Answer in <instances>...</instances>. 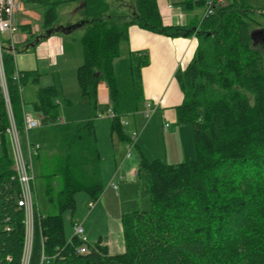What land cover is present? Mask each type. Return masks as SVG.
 Wrapping results in <instances>:
<instances>
[{
  "label": "trees",
  "instance_id": "1",
  "mask_svg": "<svg viewBox=\"0 0 264 264\" xmlns=\"http://www.w3.org/2000/svg\"><path fill=\"white\" fill-rule=\"evenodd\" d=\"M21 1L41 14L42 32L23 27L28 35L24 46L12 47L9 39L2 43L6 91L0 69V264H22L27 235L20 184L7 154L12 119L24 136L22 86L28 73L18 72L15 54L54 35H61L66 46L71 42L82 59L77 79L91 117L58 123L56 90L38 91L34 112L42 125H51L54 136L43 178L47 199L58 214L35 211L30 264H264V43L258 49L251 37L254 10L244 0H232L208 18L203 12L196 26L166 27L158 0H130L122 12L116 11L121 2L108 0ZM198 3L204 8L205 0ZM73 4L80 19L65 23L61 11ZM134 25L199 40L193 61L176 75L184 94L177 122L192 127L197 159L174 165L140 156L138 175L145 176L150 209L122 216L125 252L112 256L101 242L68 239L63 216L75 212L78 194L90 203L104 193L95 127L101 82L116 114L112 131L122 142H132L121 121L136 116L145 102L142 73L149 64L145 53L121 55ZM79 31H84L81 37ZM83 246L88 253L78 254Z\"/></svg>",
  "mask_w": 264,
  "mask_h": 264
},
{
  "label": "rangeland",
  "instance_id": "2",
  "mask_svg": "<svg viewBox=\"0 0 264 264\" xmlns=\"http://www.w3.org/2000/svg\"><path fill=\"white\" fill-rule=\"evenodd\" d=\"M112 3L117 1L110 0ZM232 0H227L225 5H229ZM248 9L254 10L251 13L250 25L252 29L260 30L264 28V0H244ZM24 4V3H23ZM76 4L64 7L61 11L65 17V23H76L79 17L75 15ZM19 36H26L27 31L23 27L32 28V33L40 34L42 32V17L37 10L26 7L20 15ZM199 22V19L197 20ZM84 31L76 33L78 37L83 35ZM17 37V36H16ZM7 39V35L2 36V42ZM17 41V39H16ZM69 41V40H68ZM16 43V42H15ZM71 43V42H70ZM68 43L69 52L60 54L56 63H51L46 56L38 57L32 49L28 53H19L15 55V61L21 71L28 73L26 81L22 86L23 101L27 112L37 117L34 112L33 104L37 101L38 91L40 89L53 88L57 95L53 103L58 105L60 119L58 123L64 122L79 123L88 120L91 117V105L87 97L82 95L77 79V70L82 64V59L75 56L73 45ZM263 37L256 36L255 46L261 49ZM16 45V44H15ZM127 44L121 48L122 57H126ZM109 104L98 102L97 117L95 119L96 134L99 143L101 155L102 182L104 193L96 202L97 209L90 210L89 198L84 194H78L76 197L77 207L74 213L67 211L64 213L65 232L68 239L73 237L74 230L72 221H78L83 224L85 237L90 244H96L100 236L105 237L111 230L121 227L120 222H114L112 215L118 217V211L121 208L123 213H132L133 211H148L150 202L146 195V181L143 173L132 176L133 171H139L140 154H144L148 160L159 159L166 164H180L184 162L195 161L197 151L194 143L192 127L189 125H178L177 118L163 116L161 112L152 115L151 119L146 118L141 110L134 117H129L126 121L130 125L124 126V134L132 137V133L137 131L139 138L136 147L132 149V158L126 159L129 152V143L122 142L119 135L112 131V120L107 116ZM13 119L11 120L12 123ZM30 142L33 145L41 146V156L34 161L36 175V195L39 211L44 215H57L58 209L55 205L49 203L46 195V182L43 178L44 167L49 161L51 153L54 151V136L51 125H42L30 134ZM22 146L27 149L26 136L22 137ZM2 145L0 143V156L2 155ZM7 154L13 158L12 146L10 141L7 145ZM130 172V173H129ZM131 175V179L127 174ZM123 179V180H122ZM129 182V183H128ZM112 184L122 188L127 184H136L131 189V195L127 194V202L121 197L122 206H120L117 195L108 190ZM108 193V194H107ZM107 194V202L104 195ZM128 198H132L129 202ZM129 202V203H128ZM115 217V218H116ZM119 239L123 242V235L119 233Z\"/></svg>",
  "mask_w": 264,
  "mask_h": 264
},
{
  "label": "crops",
  "instance_id": "3",
  "mask_svg": "<svg viewBox=\"0 0 264 264\" xmlns=\"http://www.w3.org/2000/svg\"><path fill=\"white\" fill-rule=\"evenodd\" d=\"M115 1H117L118 4L121 2V6L117 9L115 8L118 12H122L123 10L126 11V8L124 9L123 7L130 2V0ZM189 1H191V3H188ZM198 1L199 0H158V8L163 25L166 27L196 26L198 23L197 20L202 18L204 12L203 5L199 4ZM108 2L112 4L110 0H108ZM169 5H173V8L169 9ZM20 15L17 16L18 27L21 21ZM16 39L17 46H24L26 36H19L18 33ZM127 47L126 56L130 53L140 52L147 54L149 58V64L143 69L142 73L145 102L142 103L140 110L142 109L146 116L147 109L150 107L154 112L152 115L161 112L162 117L170 116L177 118L176 109L183 104L184 94L176 79V75L178 72L185 71L193 61L199 47V40L196 35L191 37L171 38L144 30L134 25L129 28V42L127 43ZM33 50L39 58L46 56L53 64L56 63L60 54L64 55V53L69 52V47L66 46L64 38L61 35H54L43 41ZM29 51L19 53H28ZM19 53H16L15 55ZM16 66L18 72H23L17 64ZM98 100L99 103L110 105L109 90L103 82L98 86ZM25 111H27L26 106ZM37 117L39 118L38 115ZM151 117L149 119H151ZM139 154L140 156H144L140 151ZM129 173L127 175L131 179H134ZM135 187L136 184H127L122 188L118 187V189L115 190L110 186L108 193L113 192L115 194L116 192H119L118 194H115V196L117 195V200H119L120 206H122L121 197L127 202V194L129 193L131 195V189ZM107 194L104 195L106 202ZM128 200L131 202L132 198H128ZM95 208L97 209V207ZM95 208L93 209L94 211L96 210ZM124 214L125 213H123L120 208L118 211V217L115 216L116 214H113L112 220L116 223H121V218ZM119 233H122L123 235L122 224L120 229L118 228L116 231V237H114L115 230H111L105 237L100 236V239L96 243L101 242V245L107 247L109 254L112 256L122 254L125 252V244L124 239L123 242L119 239Z\"/></svg>",
  "mask_w": 264,
  "mask_h": 264
},
{
  "label": "built area",
  "instance_id": "4",
  "mask_svg": "<svg viewBox=\"0 0 264 264\" xmlns=\"http://www.w3.org/2000/svg\"><path fill=\"white\" fill-rule=\"evenodd\" d=\"M226 0H205L204 3V17L208 18L215 14V12L224 4ZM169 9L173 8V5L168 6ZM24 11V4L21 0H0V69L2 71V86L6 91V84L3 75L2 66V36L7 35V39L11 42L12 47L15 46L16 36L19 33V27L17 24V16L22 14ZM18 78V76H17ZM154 112L148 107L146 112V117L149 119ZM107 116L113 120L116 114L112 109H108ZM23 124H24V136L27 140V149L24 150L22 146V136L16 128L14 121L11 123V127L7 130V135L12 146V154L15 165V170L17 173V178L20 184V199L19 206L24 208L26 213V226L27 235L26 243L24 249V255L22 259V264H30L32 244H33V225L35 211L38 209L37 205V195H36V175L34 168V161L38 152L41 149L40 145L31 144L29 137L31 132L40 128L42 122L40 118L33 116V114L24 110L23 113ZM123 126L130 125L126 119L121 121ZM139 133L137 131L132 133V142L129 144V152L126 159L132 158V149L136 147L137 140L139 138ZM138 175V171L135 169L132 173L133 177ZM123 180V179H122ZM112 187L117 190L118 185L112 184ZM90 210L96 207V202L89 203ZM74 236L80 238L83 242H87L85 237V230L81 222H76L74 225ZM88 249L86 246L81 247L78 250V254H86Z\"/></svg>",
  "mask_w": 264,
  "mask_h": 264
},
{
  "label": "water",
  "instance_id": "5",
  "mask_svg": "<svg viewBox=\"0 0 264 264\" xmlns=\"http://www.w3.org/2000/svg\"><path fill=\"white\" fill-rule=\"evenodd\" d=\"M80 26L81 25H77V26L74 27V29L75 28H79ZM260 35L263 37V42H264V29L256 30V31L252 32L251 37L255 38L256 36H260Z\"/></svg>",
  "mask_w": 264,
  "mask_h": 264
}]
</instances>
